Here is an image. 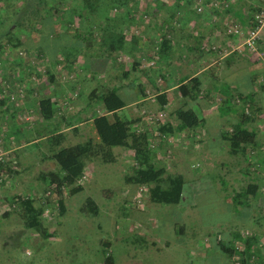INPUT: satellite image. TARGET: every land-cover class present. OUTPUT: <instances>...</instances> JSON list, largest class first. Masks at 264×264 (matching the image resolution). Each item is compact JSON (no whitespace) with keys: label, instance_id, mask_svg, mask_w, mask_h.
<instances>
[{"label":"rangeland","instance_id":"1","mask_svg":"<svg viewBox=\"0 0 264 264\" xmlns=\"http://www.w3.org/2000/svg\"><path fill=\"white\" fill-rule=\"evenodd\" d=\"M7 1L8 2H6V0H0V11L2 13L0 14V26L1 22L4 24L7 23L8 19L13 16L15 7L21 3L19 0ZM48 2H51V0H48ZM139 2H141V0H138V3ZM151 2L154 4L144 2L145 4H141L140 7L137 5V8L130 4V8H132L130 13H133L134 20L133 24L129 26V31H133L140 38L138 45L145 47L144 58L150 57L149 59L145 60L143 66L142 64H140V66L137 64L134 69L130 68L132 61L136 60L137 56L135 55L133 60L129 58H125L123 60L130 62V64L127 63L129 65L126 64L129 66L128 68H126V66L115 67L114 71L109 72V74L106 76L102 78L95 77V80L93 79L94 81L91 82L90 80V82H87L83 76L77 75L75 71L72 72L59 65L55 66L56 72H53L52 74L49 73V76L46 78L30 74L31 78L27 79L29 74L28 72L25 73L23 76H26V79L22 78V82L27 80V82H25L26 89L22 86L18 88L16 84L17 80L12 82L13 86L11 89H8L5 83L2 84L4 87L0 86V92L3 98V102L0 103V155L3 156L4 160H14L17 162V164L12 168L14 169L13 171H16L14 172L15 176L13 179L7 178L6 185L4 186V195L10 197L19 193L27 194L34 199L36 205H40L43 209L45 208L46 210L43 213L41 222L43 225V230L48 233V235L43 236L31 229H25L18 213L15 210H10L8 215L3 216V211L12 207L9 205L8 200H0V264H85V260L93 262L92 264H94V261L97 262L102 260L104 254L102 251L100 252V250H102L103 247H109V244L107 246L104 245V242L108 241L112 243V247L108 249V253L112 254L113 264H139L136 262V259H133V261L129 259L127 262H125L123 257L119 256L122 254V252L125 253L131 250V243L135 241L136 237L135 233L126 232V228L124 226L123 228L125 229H118L116 234L113 232V230H111L110 226L111 222H113V227H117L118 225L121 227L122 220H124L126 221L127 225H131L128 228L132 227L133 223L130 221H132L131 214L133 211V206L131 205V202H136L134 205L143 206L142 208L147 207L148 204L145 203L146 199H142L139 202L137 201V196L139 195L137 190H129L128 192L121 191L119 193H112L111 190H106L102 194L99 192L95 194L94 196L99 202V208L101 211L103 208V212H108V216L104 213H101L99 216L90 215L80 210V208L77 210L76 208H78L79 205H81V202H84L85 198L87 197L84 195L85 193L82 192L69 194L67 193V188H65L66 190L63 194L64 207L66 208L64 210L65 213H60L58 208L59 206L56 204V199L53 201H47L44 198L47 184L45 183V180L39 177L42 171L38 173L36 172L37 168L41 166V163L43 162L42 160H45L43 163V169H50L53 167L52 162L48 160L49 156L51 155L52 144L51 140L48 141L49 135L47 132H49V128H54L52 124L55 121L53 119L45 120L41 117L39 112L34 111L37 108V99H34L33 101L32 97L37 96L38 92L35 94V92L32 90L34 89L33 86L43 83L41 86H43V88L46 90H42L43 93L41 96L47 95L49 92L54 94V99L57 101L58 108L60 109L59 112L65 111L66 113L64 115L75 122L79 120L77 119V115L84 117L85 113L89 112L91 106L94 107V102H91V100L88 99V94L93 87L103 89V87H106L107 85L118 86L123 84L125 86L127 84L130 85V82L132 83L134 81V89L140 91L139 86L142 85V83L139 82V80L143 77L142 70H156V72H158L160 75L166 72L162 58H160L155 52L158 45L157 41L163 33L166 34V37H169L170 30H168V25L171 24L170 27H174V41L176 43L179 42V44H175V54L177 53L176 55L180 56L184 52L186 53V41H182L183 46L180 44L179 31L181 29V25H184V21L187 20V17L185 14H183V10L187 5L184 3V0H181L179 4L181 7L183 6V10L181 11L180 9L179 11L175 12L173 17L169 19L172 10L171 6L174 5V0H151ZM257 2V0H234L232 4H230L232 7L230 10H228L225 6L220 8L216 6L218 8L211 9V13H214V20L218 22L219 28L223 32L221 35L225 34V37L229 36V34H226L225 29L227 24L232 22L233 18H236L232 14L233 10L236 9L239 11L241 16L244 15V18L247 19V13L245 11L250 8L249 6H264V0H260V3ZM156 4L160 7V9L156 7ZM149 5L152 7L151 10H149ZM241 5H244V7L239 8ZM34 8L35 4L32 2L31 5L27 4L24 7L23 12L30 14L35 10ZM170 20H172L171 23H169ZM125 21H127V19ZM237 23L239 24V22ZM14 30H16V28H14ZM18 32L20 33V30H18ZM142 32L145 35H141ZM20 35L23 39L26 38L23 33H20ZM154 37L157 40H155ZM220 38L221 39H219L217 43L214 42V40H212L211 43H213V45H220V42L223 43V38L221 36ZM228 39L226 37L225 40ZM4 49L5 52H1L3 56L0 55V71L1 69L4 70L5 74H7V71H9V74L4 76V78H6L12 76V71H15L14 69L18 68L15 66V64L17 58H19L21 54L17 52L16 48L6 49V46L3 42L2 50ZM242 54H247L243 57H248L251 60L253 68L264 73V39L257 42V51L244 52ZM125 57L127 56L125 55ZM2 62H5V64ZM6 66H10V70H6ZM126 69L128 71L127 76L121 78L120 76L122 71ZM40 70L43 71L42 67ZM156 72L154 75L158 77L159 74ZM42 74H44V72H42ZM154 75H152L153 79ZM14 76L18 77V75L15 73ZM44 76H46V74ZM76 80L79 83V88L73 90L69 84H72V82ZM0 81L3 83V80L0 79ZM18 83H20V81H18ZM154 83L156 85H162V78L160 81L155 78ZM27 87H29L31 90H28L29 88ZM147 88H149V92H147ZM20 89L23 91L21 92V95L19 93ZM256 89L257 90L254 91L255 94L253 101H247L245 103V111L250 112L253 117V119L247 125L248 127L255 129L256 140L258 143H260V145L257 143L259 148L257 149L256 145L253 151H250V156H248L249 158L246 159L240 153L237 154L238 151L235 153V155H231V152L228 151L230 148L228 147L225 151L226 153H221L222 156H219L217 160L212 161L210 165H202L203 169L207 168L206 171L208 172L209 177L204 178L199 185V187H204V190L196 195V202L194 205H196L197 208L192 210L193 212L198 210L197 214L193 218V224H196L197 220L202 222L200 226H197L198 232H206V229L209 228L210 232L212 233L217 232L219 229L221 233H226V231H229V234L231 231H238L242 236L243 234L251 235L253 233V235H256L260 239L261 243H264V202L258 203L257 205V201L254 202L255 199H251L250 197L249 200H251V206L247 207L243 197L237 198V201H233L231 195L232 192L238 191L241 186H245L248 182H251V179H254V181L260 185L261 190L259 194L260 197L264 199V90L261 89L259 85ZM152 90V86L146 85L145 91L148 93L147 95H152ZM7 94L11 95L12 97L7 96ZM128 94H132L131 90H129ZM170 98L172 104L171 107H169V111L172 109L174 110L176 107L180 106L181 103L180 100L177 97L175 98V96L172 94L169 95V99ZM218 102L220 101L218 100ZM236 103L238 105H236L235 108H240L242 103H240V101ZM227 104L229 103L224 102V105ZM137 105L141 110H143L142 114L139 112L138 117L140 118L146 115V113H158L162 111L158 108V102L152 103L148 98L139 104L137 103ZM257 107L260 109V111L255 110ZM72 112L74 114H72ZM96 112L98 114L100 109L98 108ZM170 115L172 114L168 113L166 115L164 112L160 122L168 119ZM233 115V117L238 120L239 112L237 111ZM212 118L213 115L210 116V119ZM41 119L44 121L45 128H41L38 126V124H36ZM144 120L146 122L145 124H147L145 117ZM226 121V127L228 130H230V126L233 124H231V118L226 119ZM77 122H81V120ZM206 123H208V120ZM147 125L151 128L150 130H152V127L149 124ZM228 125L230 126L228 127ZM11 128H17V131H13ZM204 128L205 125H203L201 128V132L203 134L206 132V134L202 137L207 138L209 136L210 138V134L207 135L208 128ZM8 133H13L11 138L15 140L17 137L16 133H19L17 137L19 142H15V140L11 141L9 136H5ZM57 133H60L63 139L65 138L64 132ZM44 134H47L48 137L41 139L40 136ZM182 136L185 137V135ZM37 137H39L40 140L35 142L34 139ZM152 139L153 138H150V140ZM176 139V147H180L182 146V143H186V140L181 137ZM9 140L10 145H8ZM162 142V148H160L158 153H154V159L166 166V162H169L176 151L175 149L166 146L168 142ZM235 145L236 144L233 143L231 147H236ZM181 149H183V147H181ZM41 157H44V159ZM37 158L40 160L39 163L36 162ZM198 163L199 164H196L195 162L190 168H194L195 171L200 170V164L203 162L202 160H198ZM112 165H119V163H117L115 160L112 162ZM180 166L182 167V165ZM165 168L170 170L169 165ZM243 168L248 171L249 177L243 174ZM118 173L119 172L117 169L114 170L113 176L111 178L114 177V180L118 179L116 184L119 188L121 186L120 184L122 180H120L121 177H119ZM225 175H228V181L230 184L226 183L223 186L222 180L223 176ZM110 181L111 180L109 179L108 182ZM132 188L133 187L129 186V189ZM206 196L208 197L206 198ZM116 198L117 202L112 203L111 201L116 200ZM42 199H45L48 203L42 205ZM238 201H241L239 203L240 205L238 204L241 208L240 211H235V209H232V206L235 203H238ZM164 206H170L171 208L166 209ZM222 206H224V208ZM228 207L230 208L231 212L233 211L232 213L234 214H230V212L226 209ZM149 210L152 219L149 218L148 222L151 220L150 223L155 227L158 225L157 221L161 219L162 226L167 228L168 222L179 219L181 214L180 208L174 204H162V206H156V204L153 203L151 206H149ZM104 215L108 217L110 223L108 227H105L106 225L97 224V221L102 224L101 221ZM160 229L161 227H159V230ZM118 235H120L121 238L117 239L116 236ZM117 241L120 242L116 243ZM160 241H162L161 237ZM157 246L159 247L160 244L158 243ZM242 249V244L240 241L236 240V252H234L231 257L234 258L236 255L242 256L238 252ZM219 250V248H216L212 251V253L208 254L203 259L204 264H231L232 258L229 260L228 256ZM183 255L184 251L182 247L179 244L177 245L172 242L167 249L158 250L156 254L151 255L149 260H145L146 262L142 264H187L185 260L186 258ZM254 259L255 257H252L250 261H253Z\"/></svg>","mask_w":264,"mask_h":264},{"label":"trees","instance_id":"2","mask_svg":"<svg viewBox=\"0 0 264 264\" xmlns=\"http://www.w3.org/2000/svg\"><path fill=\"white\" fill-rule=\"evenodd\" d=\"M19 1L21 3L15 7L13 16L5 24L1 22L0 26V55L5 52V49L2 50L4 42L6 49L16 48L17 52L22 56L17 58L15 66L18 68L12 71V76L4 78V76L9 74V71H7V74L2 69L0 71V79L3 80V83L0 81V86L4 87L2 84L5 83L8 89H11L13 86L12 82L15 80H17L16 84L18 88L22 86L26 89L25 82L27 80L22 82V78L26 77L23 76L25 73L28 72L29 74L27 79L31 78V75L46 78L49 76V73L56 72L55 66L59 65L64 69L72 72L75 71L77 75L83 76L88 80L94 77L97 71L104 70L107 67L108 59H112L114 54L123 53L126 50V44H130L131 49L138 54L137 45L140 38L133 31H129V26L133 24L134 20L133 13H130L132 9L130 8V4L136 8L137 5L140 7L141 4L145 3L154 4L151 0H141L139 3L138 0H51L52 3L48 2V0ZM205 1L206 7L204 11L211 12L209 4L216 0ZM217 1L221 3L228 1L229 6L226 8L230 10L232 9L230 4L234 0ZM257 1L260 3V0ZM6 2L8 1L6 0ZM32 2L35 4V10L30 14L24 13V7L27 4L31 5ZM180 2L181 0H174L169 18H172L174 13L180 9L181 11L183 10V6L181 7L179 4ZM184 3L187 5L184 10L190 8L193 10V14L204 13V11L197 12L195 10L192 0H184ZM157 4L156 7L160 9ZM243 7L244 5H241L239 8ZM249 7L245 11L247 19L244 18V15L241 16L236 9L233 10L232 14L236 18H233L232 22H239L244 25L253 24V20L251 19L253 12L262 6ZM151 9L152 7L149 5V10ZM0 14H2L1 11ZM126 19L127 21H125ZM18 30L25 35V39L22 38ZM141 35L145 34L142 32ZM154 39L157 40L155 37ZM158 39L155 52L159 57H165L171 48L169 43L170 38L166 37V34L163 33ZM83 54H87L85 56L91 58L92 68L96 70L94 73L88 69L89 67L82 60H79V57ZM2 63L5 64V62ZM137 64H139V59L134 60L130 64V68L134 69ZM39 66L40 68L42 67L43 71L40 70ZM123 66L125 65H118L116 67ZM5 68L6 70H10V66H6ZM14 73L18 77H15ZM127 73V69L122 71L120 77H126ZM45 74L46 76H44ZM69 85L73 90L79 88L77 80ZM259 86L264 90V83ZM117 89L115 85H107L103 89L94 87L88 94V99L91 102L101 104L103 110L106 111V113L95 115L92 119L99 138V144H93L91 140H86L68 146H60L59 144L62 140L60 133L53 134L56 131L55 128H49V132H47L48 134L50 133L48 141L51 140L52 144L49 158L54 160L57 171L53 170L41 173L39 177L45 180L47 184L44 198L47 201L56 199L60 213L65 210L63 202L65 188H67V193L69 194L82 190V186L78 181L83 177V170L87 160L93 158L94 151H98L99 148L105 154V146L108 148L119 146L123 149L137 151V154L133 158V163L125 173L123 180L125 183L146 186L149 201L160 204H178L182 200L181 197L184 193L182 175L167 172L164 165L154 159V153H158L160 150L156 151L152 144L157 142L159 148H162V140L166 139L167 136L176 134V136L180 135L178 137L182 138L183 136L180 134L182 130L190 129L194 133L193 129L200 125L201 119L195 110L188 105L190 102L196 101L201 95L202 81L200 77L196 75L186 77L176 86L175 90L181 102L180 106L176 107L171 113L176 122L174 121L175 123H173L165 120L160 122L156 129L152 127L150 131L135 132L132 130L131 124L136 119L128 120L118 115L117 110L125 106V101L118 94ZM28 90L31 89L29 88ZM32 91L35 94L38 92L36 89ZM254 94L255 92L245 96L234 95L236 98L229 95L230 97L222 101V105L224 102H229V104L225 105V109H221L222 111L239 112L238 120L233 123L230 130L222 131L221 136L229 144H238L239 147L235 148H238L237 150L246 159L249 158L250 151H253L257 145L255 129L247 127V124L253 117L250 112L245 111V103L253 101ZM37 97L36 107L43 119L49 120L53 118L57 110H60L57 107V101L53 99L54 94L49 92L47 95ZM155 98L160 109L164 108L168 102L166 92L156 94ZM2 99H0V103L3 102ZM238 101L242 104L240 108H235L238 105L236 103ZM255 110L260 111L258 107ZM11 135L13 133L5 136L11 138ZM17 137L16 140L11 138V141L15 140V142H19ZM150 138L153 139L150 140ZM8 145H10V140ZM16 164L17 162L14 160L7 161L4 160L3 156L0 157V200H8L9 205L12 207L3 211L2 214L6 216L10 210H15L25 229H31L36 233L46 236L48 233L43 230L41 222L43 213L46 210L45 208L43 209L40 205H36L34 199L27 194L19 193L10 197L4 195V186L6 185L7 178L13 179L15 176L14 172L16 171H13L14 169L12 168ZM242 172L248 176L246 169L243 168ZM224 185L225 182L223 181ZM260 190V185L254 179H251V182H248L243 187L241 186L238 191L232 192L231 195L233 201H237V198L243 197L248 207L251 206L250 197L251 199H255L254 202L257 201V205L264 202V199L260 197ZM45 199L41 200L42 205L48 203ZM240 202L235 203L232 209L240 211ZM80 210L90 215H96L98 206L94 199L87 196L84 202H82ZM226 235V233H223L224 238L222 239L221 237V240H218L216 248L224 252L229 260L232 258L231 255L236 252V243L234 241L237 240L243 246V249L238 251L242 255L240 257L241 264H264V243H261L256 235L252 233L251 235L243 234L242 236L238 231H231L230 237ZM107 243L105 242L104 245L106 246ZM102 252L105 255V264H112L113 258L108 253V247H103ZM252 257H255V259L250 261ZM231 264H233V260Z\"/></svg>","mask_w":264,"mask_h":264},{"label":"crops","instance_id":"3","mask_svg":"<svg viewBox=\"0 0 264 264\" xmlns=\"http://www.w3.org/2000/svg\"><path fill=\"white\" fill-rule=\"evenodd\" d=\"M193 13V10L190 8H187L185 11H183V14H185L187 20L184 21V25H181V29L179 31L180 44L183 46L182 41H186V53L184 52L180 56L176 55L177 53L175 54V44H179V42L176 43L174 41V27H170L171 24L169 23H171L172 21L170 20V22L168 23V30H170L169 43L171 45V48L168 50V54L165 57H160L164 62L166 72L160 75L158 72H156V70H142L143 77L139 80V82L142 83V85L139 86L140 91L134 89V81L130 85L127 84L124 86L123 84H120L117 86L118 94L125 101V106L117 110L118 115L128 120L136 119L131 124L132 130H134L135 132H143L147 130L150 131L151 128L147 124H145L146 122L143 117H138L139 112H141L142 114L143 110L140 109L137 103L139 104L140 102L145 101L147 98L150 99L152 103H157L155 95L161 92H166L168 102L165 107L161 110L165 112L166 115L168 113L171 114L173 109L169 111V107H171L172 104L171 98L169 99V95L172 94L175 96V98L179 97L175 89L176 86L182 81V79L196 75L200 77L202 81L201 95L196 101L190 102V104H188L195 110V112L201 119L200 125L193 129L194 133L190 129H185L180 132V134L186 136L182 138L185 139V142L187 143H182V146L180 147H176L177 143L175 141L177 140L176 138H178V136L180 135H170L167 136V140H162L168 142L166 146L175 149L176 151V153L171 157L169 162H166V166H170V170L165 168L166 171L175 174H181L184 180V193L181 197L182 200L180 203L174 204L178 206L181 210L180 218L177 220H173L172 222L169 221L167 228L165 226H162L161 219L157 221L158 225L156 227L150 223L151 220L148 222L149 218L152 219V216L150 215L149 206H151V204H153L154 202L149 201L148 194H146L147 191L142 197V199H146L145 203L148 204L147 207L145 206L146 208H142L143 206H136L134 205V203L136 202H131V205L133 206V211L131 214L132 221H130L133 223V225L131 228H128L131 225H127L126 221L124 220H122L121 227H119V225L117 227H113L112 225L114 223L111 222L110 224L108 217H106V215L108 216V212H103L102 206V211L99 208V202L94 196L98 192L102 194L106 190H111L112 193L137 190V185L125 183L123 180L125 173L129 169L130 165L133 163L134 156L137 154V151L135 150L123 149L119 146H115L112 148H108L105 146V154H103L100 148L98 151L95 150L93 158L87 160L86 162V165L83 170V177L78 181V183L82 186V190L79 192L85 193V196H90L96 202L98 206V212L96 215L99 216L101 213L106 214L102 217V224L98 221L97 224L106 225L105 227H108L110 224L111 230H113L114 233H116L118 229H121L124 226L126 228V232L135 233L136 237L135 241L131 243V250L125 253L122 252V254L119 255L120 257H123L125 262H127L129 259H131L132 261L133 259H136L137 263L142 264L149 260L151 255L156 254L158 250L167 249L168 246L172 242H174L175 244H179L182 247L184 251L183 256L186 258L185 260L187 264H204L203 259L208 254L212 253L213 250L216 249L215 246L216 244H218V240H221V237L222 239L224 238L223 232L221 233L220 229L215 233L210 232L209 228L206 229V232H198L197 226H200L202 222L200 220H197L196 224H193V218L198 212V210H196L195 212L192 211L197 208L196 205H194L196 202V195L204 190V187H199V185L201 184L204 178L209 177V174L206 171L207 168L203 169L202 165H210L212 161L217 160L219 156H222L221 153L225 152L228 147L230 148L228 151L231 152V155H235V153L238 151V148H235L234 146L231 147L233 143H231L230 145L229 142L223 139L221 136L222 131L228 130L226 127V119L231 118V124L237 121L233 117V114H235V112L221 110L226 108L224 104L222 105V101L230 97L229 95H232V97L234 98V95L245 96L249 93L254 92L255 90H257L256 88L258 87V85L264 82V73L260 72L258 69L253 68V64H251V60L248 57V59L246 57H243L247 54L236 53L237 51L233 52V50L230 49L232 45L238 43L240 40L238 36H226L227 39H230V41L229 39L225 40V34L221 35L223 32L219 28L218 22H216L213 18L214 13L212 14L207 10L204 11V13L202 14ZM220 36L223 38V43L220 42V45L214 44L217 47V49H215L213 48V43H211V41L214 40V42L217 43L219 39H221ZM263 39L264 34L261 35L259 41H262ZM125 49L126 50L123 51V53H116L112 56V59H108L107 67L104 70L97 71V74L95 76L93 75L94 77H91L89 80L85 81L90 82L91 80L92 82L95 80V77L102 78L109 74V72L114 71V68L118 65L121 66L124 64L126 66L127 63L130 64L129 61H123L125 58L133 60L136 55V60L139 59V66L140 64H142L143 66L145 60L150 58H144L145 47H141V45L137 46L138 54L131 49L130 44H126ZM85 55L87 54L81 55L79 57V60H82L87 65V67H89L88 69L94 73V71L96 70L92 68V60L91 58L86 57ZM125 55L127 57H125ZM128 67L129 66H126V68ZM155 72L159 74L158 77L154 75ZM152 75H154V79L156 78L158 81H160V79L162 78L163 84L156 85L154 83ZM42 84L33 86L34 89L38 90L37 96L39 97L43 93L42 90H46L43 88V86H41ZM146 85L152 86V95H147L148 93H146L145 91ZM129 90H131L132 94H128ZM147 92H149V88H147ZM37 96L32 97L33 101L34 99H38ZM218 100L220 102H218ZM98 108L100 109V112L98 114L106 113V111L103 110L101 104H98L96 102L94 104V107L91 106L89 112L85 113L84 117L77 115V119L81 120V122H77L79 120L73 122L70 118L64 115L66 113L65 111H60L63 112L60 113L59 110H57V113L54 115L53 118H51V120L53 119L55 121L52 126L57 130V132H64L65 134L64 139L63 137H61V139L63 140H61L62 142H60L59 145L68 146L86 140H91L93 144H99V138L92 121L93 117L95 115H98L96 112ZM158 108L160 109V107ZM34 111L39 112L37 108ZM72 114L74 113L72 112ZM211 115H213L212 119H210ZM166 120H169L173 123L176 122V120L173 119L172 115H170V117H168V119ZM207 120L208 123H206ZM36 124H38V126H40L41 128H45L44 121L42 119ZM203 125H205L204 129L208 128L207 135L210 134V138L209 136L207 138L202 137L206 134V132L205 134L201 132V128L203 127ZM229 126L230 125H228V127ZM11 129L13 131H17V128ZM55 132L56 131H54L53 134ZM17 134L19 135V133ZM48 135L44 134L40 136V138H47ZM40 138L37 137L34 139V141L38 142ZM159 142L161 141L159 140ZM256 143H258L257 140ZM258 144L260 145V143ZM235 146L237 147L238 144H236ZM181 147H183V149H181ZM238 153L240 152L238 151L237 154ZM41 158L44 159V157ZM48 160L52 162L53 167L50 169H43V163L45 162V160H42L43 162L41 163V166L37 168L36 173L40 171H42L41 173L53 170L57 171L56 164L53 159L49 158ZM115 160L117 163H119V165H112V162H114ZM198 160H202L203 163L200 164L201 169L195 171L194 168L191 169L190 167L193 166L195 162L196 164H199ZM36 162L39 163L40 160L37 158ZM180 165H182V167ZM166 166L164 165V167ZM116 169L119 172V177H121L120 180H122L120 184L121 186L119 188L116 184V182H118V179L114 180V177L111 178L113 176V171ZM228 178V175H225L223 176L222 181H224L226 184L227 180V184H230ZM109 179L111 180L110 182H108ZM129 186L133 188L129 189ZM207 197L208 196H206V198ZM111 202H117V198L116 200H113ZM155 204L156 206H162V204L160 203ZM80 206L81 205H79V207L76 209L78 210ZM164 207L166 209L171 208L170 206ZM222 207L224 208V206ZM226 209L230 212V214H234L232 213L233 211H230L229 207ZM159 227H161L160 230ZM226 234L229 236V231H226ZM160 237L162 241H160ZM116 238H121V236L118 235L116 236ZM119 242L120 241H117L116 243ZM234 242L236 243V240ZM158 243L160 244L159 247L157 246ZM108 244V249H110L112 247V243L108 241L107 245ZM101 251L102 250H100V252ZM84 263L92 264L93 262L85 260ZM102 263L105 264V255H103L101 261H94V264Z\"/></svg>","mask_w":264,"mask_h":264},{"label":"built area","instance_id":"4","mask_svg":"<svg viewBox=\"0 0 264 264\" xmlns=\"http://www.w3.org/2000/svg\"><path fill=\"white\" fill-rule=\"evenodd\" d=\"M192 4L197 12H202L205 10L206 7V1L205 0H192ZM210 9H216L220 7H228V1L220 2V1H212L210 4ZM218 6V7H216ZM251 19L253 20V24L248 25H242L238 23L230 22L227 24L225 32L226 34H229V36H238L239 42L235 43L230 47L233 51H237L238 53H244V52H255L257 51V42L261 38V35L264 33V6L260 7L258 10H255L251 16ZM213 48L217 49L215 45H213ZM22 89V87H21ZM20 89L19 93L21 95V92H23ZM7 96H11L7 94ZM12 97V96H11ZM2 98V94L0 92V99ZM163 111H160L158 113H146L145 118L147 121V124H149L151 127H154L156 129L157 125L160 123V120H162L163 117ZM152 146L156 151H159L160 148L157 143H153ZM1 157V155H0ZM147 191V187L144 185H139L137 188V192L139 195L137 196V201H141L142 197ZM49 193V191H47ZM240 255L234 256L232 258L233 264H241L240 263Z\"/></svg>","mask_w":264,"mask_h":264}]
</instances>
